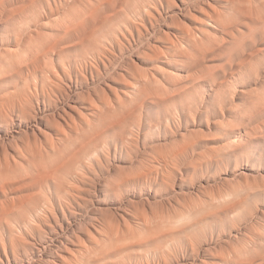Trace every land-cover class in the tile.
Listing matches in <instances>:
<instances>
[{"label": "rangeland", "instance_id": "obj_1", "mask_svg": "<svg viewBox=\"0 0 264 264\" xmlns=\"http://www.w3.org/2000/svg\"><path fill=\"white\" fill-rule=\"evenodd\" d=\"M182 1L0 0V207L31 195L45 246L56 218L81 242L23 264H75L95 238L112 255L95 264H264V0ZM67 87L69 139L52 117ZM21 104L48 119L34 135ZM17 215L4 261L3 239L34 242Z\"/></svg>", "mask_w": 264, "mask_h": 264}, {"label": "bare ground", "instance_id": "obj_2", "mask_svg": "<svg viewBox=\"0 0 264 264\" xmlns=\"http://www.w3.org/2000/svg\"><path fill=\"white\" fill-rule=\"evenodd\" d=\"M4 1V0H3ZM30 1V0H29ZM182 1V0H181ZM242 2V1H240ZM181 3H184L183 1ZM197 6V5H196ZM199 6V5H198ZM210 6V5H209ZM208 8V5L205 6ZM200 8L205 11L206 8H202V6H200ZM199 8V9H200ZM190 9V8H189ZM188 9V10H189ZM194 9V8H193ZM211 9V7H209V10ZM187 10V11H188ZM192 10V9H191ZM195 10V9H194ZM212 10V9H211ZM182 11H186L185 10H182ZM213 13L212 14H208L207 15V20H209L210 22H213V23H216V13L214 12V10H212ZM190 12V11H188ZM221 12V11H220ZM181 13V12H180ZM184 13V12H183ZM182 13V14H183ZM186 14V13H184ZM188 15V14H187ZM183 17V16H182ZM206 17V16H205ZM156 18V17H155ZM222 20V19H220ZM154 23L151 22V25L153 27V24L156 25L157 23V20L156 19H153ZM208 21V22H209ZM159 22V21H158ZM221 22V21H220ZM157 26V25H156ZM223 30L226 28L225 25H221L220 26ZM155 28V27H154ZM169 29V28H168ZM186 29V28H185ZM182 30V29H181ZM226 31V30H225ZM183 32V31H182ZM194 32V31H193ZM162 33V32H161ZM167 33V32H166ZM195 33V32H194ZM192 34L195 36V34ZM197 33V32H196ZM184 34V33H183ZM187 34V33H186ZM190 34V33H189ZM201 34V33H200ZM168 36V34H165ZM188 35V34H187ZM199 35V34H198ZM182 36V35H181ZM193 36V37H194ZM197 36V35H196ZM155 37H157L158 39V36L156 35ZM166 37V36H165ZM185 37V36H184ZM188 37H190L188 35ZM169 38V37H168ZM167 38V39H168ZM155 39V38H154ZM163 39H165L163 37ZM169 40V39H168ZM136 42V41H135ZM137 45V44H136ZM171 48L173 47V49H175L177 46L175 44V46L173 44H171ZM156 46V45H154ZM19 47V46H18ZM155 48V47H154ZM168 48V47H167ZM17 49V48H16ZM169 49V51H170ZM172 49V51H173ZM14 51V50H13ZM12 51V52H13ZM170 51V52H172ZM11 52V51H10ZM45 52L47 53V50H45ZM167 52V51H166ZM152 53V52H151ZM157 53V52H156ZM166 54V53H165ZM11 57L14 56V54H10ZM173 56V54L171 53H167L166 56ZM155 56V55H154ZM167 56V57H168ZM45 57V56H44ZM38 60V59H37ZM35 65V64H34ZM38 65V64H37ZM35 67V66H34ZM40 67V66H39ZM37 66V69L39 68ZM36 68V67H35ZM33 69V68H32ZM36 71V70H35ZM69 72V71H68ZM33 73V72H32ZM71 73V72H70ZM69 74V73H68ZM72 74V73H71ZM68 81L72 83V77L70 75H68ZM88 80V79H87ZM83 82V81H82ZM76 83V81H75ZM68 86V85H67ZM71 86V85H70ZM68 88V87H67ZM69 89V90H68ZM67 90L69 92H67V90L63 91V92H58L59 95L61 94L60 98H61V101L59 102V106H56L55 110H54V113H53V118H58L59 120L62 121V124L59 125H56L57 126V132L59 133L60 136L64 137V138H67L69 139V136H70V133H75L77 134L79 131H80V123H81V120L83 119L82 118V114L80 113V111L78 112V109H77V106L75 105L77 103V100L79 98L80 95H78L77 97L76 96H72L71 95V90H70V87L68 88ZM89 89V88H88ZM87 89V90H88ZM82 91V90H81ZM90 91V89H89ZM89 91H88V94H89ZM23 92V91H22ZM19 94V93H18ZM82 95V94H81ZM89 96V95H88ZM26 97V96H25ZM18 98V97H17ZM24 98V95L23 94H19V101L23 100ZM26 100V99H25ZM79 106V105H78ZM38 109V108H37ZM83 110H86L87 108L84 106L82 107ZM70 112H69V111ZM40 111V109H39ZM45 111V110H43ZM15 112V111H14ZM17 112L24 116V121H25V127L28 128V132L29 130H31L30 132H33L32 134L34 135L35 134V129H38L40 128L39 125L45 121V117L42 118H38V115H40V112H36V109L34 107H32L31 109H27L26 107L23 106V104H21V106L17 109ZM43 114V112H41ZM48 114V113H47ZM52 115V113H51ZM12 116V115H11ZM45 116V115H44ZM47 117V116H46ZM48 118V117H47ZM9 119V118H8ZM48 120V119H46ZM55 120V119H54ZM84 120V119H83ZM7 122V121H6ZM17 122V121H16ZM9 124V122H7ZM5 123V124H7ZM11 123V122H10ZM18 123V122H17ZM16 123V124H17ZM21 123L22 122H19V127L20 129L23 128V125L21 126ZM56 124V123H55ZM4 125V124H3ZM15 125V124H14ZM6 126V125H5ZM13 127V126H12ZM11 128V127H10ZM19 129V128H18ZM17 129V130H18ZM26 129V128H25ZM25 129H21V131H23L22 133L25 134ZM41 130V129H40ZM84 130V129H83ZM20 131V132H21ZM27 131V129H26ZM69 132V134H68ZM7 133V132H6ZM18 133V132H16ZM27 133V132H26ZM8 134V133H7ZM19 134V133H18ZM23 136V135H22ZM2 137V136H1ZM0 137V138H1ZM8 137V136H7ZM13 137V136H12ZM35 138V136H34ZM72 138V136L70 137ZM83 138V137H82ZM3 139V138H2ZM28 139V138H27ZM81 139V138H80ZM4 140V139H3ZM11 139H9L10 141ZM12 141H15L13 140L12 138ZM2 142V141H1ZM28 142H30L28 140ZM3 143V142H2ZM17 144V143H15ZM2 146V145H1ZM14 146V145H13ZM17 146V145H16ZM5 147V146H4ZM12 147V146H11ZM7 148V147H6ZM32 147H30L31 149ZM5 150V149H4ZM8 152V150H6ZM61 151V150H60ZM4 154H7V153H4ZM72 161V159H71ZM76 161V160H75ZM74 163V160L72 161ZM69 163H71L69 161ZM72 163V165H73ZM77 163H78V160H77ZM9 165H10V162H9ZM58 170V169H57ZM54 171V170H53ZM52 171V172H53ZM56 171V170H55ZM49 173L50 174H52ZM53 175V174H52ZM45 176V175H44ZM48 178V177H47ZM29 180V178H28ZM56 193V192H55ZM34 195H35V191H34ZM57 195V194H56ZM59 195V194H58ZM57 195V197H59ZM33 196V195H32ZM51 198V197H50ZM63 199V198H62ZM61 199V200H62ZM33 202V198L31 197V195H27L26 198H24L19 204L15 205V204H11V205H3L0 207V231H2L3 233H7V230H6V224L7 222L9 221V218L11 217L13 220L16 221V223H20V218H18V213H21V216L23 217H26V219H24L23 221V224L25 225V227L29 228L30 229V233L31 236L29 235V237L31 238V240H33L34 242H29L30 244H21L20 246H17V244H15L13 241H10V242H7L5 239H3V243H2V248H3V252H4V257H5V261L0 259V264H23L25 261L27 263H29V258L27 257V250L30 249L34 252H37L38 254L41 253L44 255L45 258H43L42 261H44L46 258H47V261L49 260V254L52 253L54 251V253L56 251L59 252V250L61 248H64V249H67L66 247L68 246H76V243L80 242L79 239L75 236V229H74V225L71 224V222H69L68 220L66 221V227L63 228L61 225L57 224L58 222V218L56 219H53L52 216L56 215V212L55 210H53L52 212H49V211H45L44 214H45V220L44 222L46 223H49L52 221V219L55 221L56 225L59 227L60 229V233L59 232H56L54 231L53 232V236H57V240H56V244L53 245L52 248L45 246V242H43L41 240V238L39 237L40 233H39V230H35V227L32 228L30 225H29V220L30 219H34V207H31L29 204ZM79 206V205H78ZM42 208V207H41ZM54 214V215H53ZM78 215L79 212H78ZM36 217V216H35ZM63 219H68L67 216L63 215L62 216ZM116 217V215H115ZM99 218V217H98ZM113 218V217H112ZM114 219V218H113ZM112 220V219H111ZM61 222V221H60ZM108 222V221H107ZM75 223V222H74ZM115 223V222H114ZM110 224V223H109ZM55 225V226H56ZM20 226V225H19ZM19 228V227H18ZM22 228V227H21ZM102 228V227H101ZM23 229V228H22ZM21 229V232H23ZM54 229V228H53ZM98 229V228H97ZM131 229V228H129ZM128 229V230H129ZM103 230V228H102ZM14 233V232H13ZM17 233V232H16ZM10 234V232L8 233ZM18 234V233H17ZM58 234H61L58 236ZM22 235H26L24 233H22ZM115 235H118V234H115ZM10 237V236H9ZM51 238V237H50ZM55 238V237H54ZM11 239V238H10ZM38 239V242L37 243L35 240ZM18 240V239H17ZM94 240H97L96 238ZM94 240H90L89 241V244L88 245H80L79 249L77 250L76 252V256L73 255V260L75 262V264H95L97 262H100V261H104L106 258H109L111 257L112 255L111 254H108L109 252H106V247H107V244H101L99 243L98 241H94ZM101 241V240H100ZM106 241H107V238H106ZM53 243V242H52ZM81 243V242H80ZM38 244V246H36ZM114 245V244H112ZM118 247V246H116ZM108 248V247H107ZM113 250L114 247H112ZM105 249V251H103ZM102 250V251H101ZM108 250V249H107ZM97 251H101V252H98L96 253ZM72 252V251H71ZM112 252V251H111ZM115 252V251H114ZM112 252V253H114ZM30 255V254H29ZM39 256H41L39 254ZM60 257V256H59ZM32 258V257H31ZM42 259V256L40 257ZM40 258H38L39 262H41ZM52 260V259H51ZM55 260V259H54ZM46 261V260H45ZM44 261V262H45ZM107 261V260H106ZM38 262V263H39ZM51 262V261H50ZM49 263V262H47ZM53 264V263H52ZM108 264V263H107Z\"/></svg>", "mask_w": 264, "mask_h": 264}, {"label": "snow or ice", "instance_id": "obj_3", "mask_svg": "<svg viewBox=\"0 0 264 264\" xmlns=\"http://www.w3.org/2000/svg\"><path fill=\"white\" fill-rule=\"evenodd\" d=\"M178 2V0H177ZM211 2V0H210ZM146 120L150 118V115H146ZM4 134V129L3 127H0V136H2ZM262 163H264V161H262ZM120 192L123 193L125 199H128V198H131V199H136V193L134 192H125L124 189H120ZM109 199L111 200L112 199V194L109 193Z\"/></svg>", "mask_w": 264, "mask_h": 264}]
</instances>
